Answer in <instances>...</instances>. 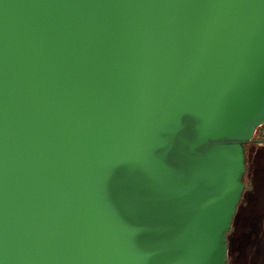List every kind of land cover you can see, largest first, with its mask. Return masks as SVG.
I'll list each match as a JSON object with an SVG mask.
<instances>
[{
    "label": "water",
    "instance_id": "95a60500",
    "mask_svg": "<svg viewBox=\"0 0 264 264\" xmlns=\"http://www.w3.org/2000/svg\"><path fill=\"white\" fill-rule=\"evenodd\" d=\"M264 124V0H0V264H226Z\"/></svg>",
    "mask_w": 264,
    "mask_h": 264
},
{
    "label": "rangeland",
    "instance_id": "374dc122",
    "mask_svg": "<svg viewBox=\"0 0 264 264\" xmlns=\"http://www.w3.org/2000/svg\"><path fill=\"white\" fill-rule=\"evenodd\" d=\"M254 168L253 176L259 188L247 197L252 208L246 205V211L238 217L235 233L238 246L231 264H264V153L255 160Z\"/></svg>",
    "mask_w": 264,
    "mask_h": 264
},
{
    "label": "trees",
    "instance_id": "16d2710c",
    "mask_svg": "<svg viewBox=\"0 0 264 264\" xmlns=\"http://www.w3.org/2000/svg\"><path fill=\"white\" fill-rule=\"evenodd\" d=\"M264 153V124L256 128V133L253 138V141L244 146V154H245V172L241 177V182L245 186V190L241 196L240 203L237 207L236 215L234 216V220L232 223V228L227 233V245H228V261L226 264H231L234 258V251L237 248V237L236 232L238 228V217L246 211L248 205L252 208L250 202H247V197L251 195V192H255L257 188H259L256 180L254 179L253 173L255 171L254 162L258 159L260 154ZM257 184L255 186V184ZM246 198V201H245ZM247 205V208L245 209ZM241 212V213H240ZM240 226V225H239Z\"/></svg>",
    "mask_w": 264,
    "mask_h": 264
}]
</instances>
